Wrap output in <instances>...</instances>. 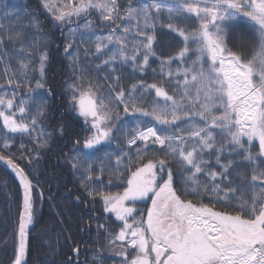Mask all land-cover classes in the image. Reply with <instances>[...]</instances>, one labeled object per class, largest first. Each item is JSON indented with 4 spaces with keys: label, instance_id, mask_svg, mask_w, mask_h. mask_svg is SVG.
Here are the masks:
<instances>
[{
    "label": "snow or ice",
    "instance_id": "1",
    "mask_svg": "<svg viewBox=\"0 0 264 264\" xmlns=\"http://www.w3.org/2000/svg\"><path fill=\"white\" fill-rule=\"evenodd\" d=\"M0 4L8 264H29L38 166L52 156L73 178L65 199L87 208L88 241L56 213L62 264L88 251L90 264H264V0Z\"/></svg>",
    "mask_w": 264,
    "mask_h": 264
},
{
    "label": "trees",
    "instance_id": "2",
    "mask_svg": "<svg viewBox=\"0 0 264 264\" xmlns=\"http://www.w3.org/2000/svg\"><path fill=\"white\" fill-rule=\"evenodd\" d=\"M8 4L11 5L15 0H7ZM24 4L28 6L29 10H37V0H22ZM2 6V4H0ZM59 36V33H56ZM241 37L246 38V33L236 32L235 38L239 40ZM167 43V41H165ZM157 67V65H153ZM59 58L53 61V67L49 71L52 82L56 85L57 91L59 92V85L63 77L60 75L62 71ZM151 82V79H149ZM53 103L56 106L61 107L63 110L64 101L60 95H57ZM70 125L69 131L77 128L78 125L71 119L67 120ZM58 151V149H57ZM56 157L51 158L45 157L39 167V173L37 179L40 182L38 191L42 190L44 198L40 200L36 205V211L40 223L31 228L30 232V255L28 257L29 264H47L48 261L55 259V264H62L64 259V253L67 251L66 247H60L57 244V237L60 232V228L56 226V213L60 212L61 209L64 211V216L67 217L63 227L70 230L73 234L77 235L78 238L88 241L89 236L84 232H78V228H83L82 224L78 223V217L87 211L86 207L78 206L73 200L65 199V193L63 189L65 184L69 189H73V178L68 174L65 169H55ZM62 172L63 175L58 173ZM7 183V187H5ZM35 183V181H34ZM16 181L13 177L8 174L6 168L0 166V235H3L5 225L9 222L15 224L16 216V200H15V188ZM116 190V189H114ZM54 197V199H53ZM7 211V216L5 212ZM11 218V219H9ZM11 228H9V233ZM93 237L95 234H92ZM60 242L63 243V237H59ZM50 245V247L48 246ZM83 247V244L81 245ZM92 245H89L91 248ZM11 254L9 249L7 252L3 250V245H0V264H8V259ZM80 259L85 264H90L91 251L82 252ZM111 264V262H109Z\"/></svg>",
    "mask_w": 264,
    "mask_h": 264
},
{
    "label": "water",
    "instance_id": "3",
    "mask_svg": "<svg viewBox=\"0 0 264 264\" xmlns=\"http://www.w3.org/2000/svg\"><path fill=\"white\" fill-rule=\"evenodd\" d=\"M0 166L6 168L2 163H0ZM32 228V227H31ZM31 228H30V232H31Z\"/></svg>",
    "mask_w": 264,
    "mask_h": 264
}]
</instances>
